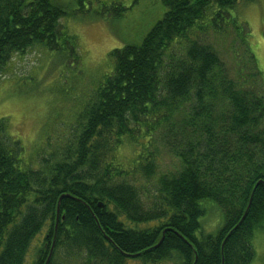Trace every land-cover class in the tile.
<instances>
[{
  "label": "trees",
  "instance_id": "trees-1",
  "mask_svg": "<svg viewBox=\"0 0 264 264\" xmlns=\"http://www.w3.org/2000/svg\"><path fill=\"white\" fill-rule=\"evenodd\" d=\"M237 1L151 0L161 17L110 51L72 135L38 161L0 118V264H252L264 228V81L247 26L230 14ZM141 3L0 0V72L35 46L75 62L62 20L119 24ZM230 29L243 55L232 72L198 36ZM157 136L180 168L148 191ZM210 207L222 214L213 233L201 222Z\"/></svg>",
  "mask_w": 264,
  "mask_h": 264
},
{
  "label": "rangeland",
  "instance_id": "rangeland-1",
  "mask_svg": "<svg viewBox=\"0 0 264 264\" xmlns=\"http://www.w3.org/2000/svg\"><path fill=\"white\" fill-rule=\"evenodd\" d=\"M156 11L151 0H142L119 24L76 18L62 20L61 27L75 36L77 61L71 60L72 66L68 61L63 66L60 54L41 46L12 56L0 72V118L6 119L8 134L21 142L25 157L33 156L38 161L72 135L74 117L96 82L112 69L110 51L126 41L138 42L161 17ZM230 14L247 26L250 51L264 81V0H238ZM229 32L228 39L212 30L198 36L201 42L214 47L232 72L243 55L234 32L231 29ZM153 141L159 150V160L154 176L145 181L148 191L155 189L160 175L180 168L178 158L166 149L161 138L154 137ZM122 157L129 158L130 151L124 149ZM207 203L211 202L201 204ZM214 207L207 208L201 219L202 224L205 222L203 228L212 233L222 221V214ZM252 246L255 253L252 264H264V228L257 231Z\"/></svg>",
  "mask_w": 264,
  "mask_h": 264
},
{
  "label": "water",
  "instance_id": "water-1",
  "mask_svg": "<svg viewBox=\"0 0 264 264\" xmlns=\"http://www.w3.org/2000/svg\"><path fill=\"white\" fill-rule=\"evenodd\" d=\"M259 183H261V181L257 182L256 186H257ZM66 197H70V196H69L68 194H63L62 196H60V198H59V200H58L57 210H56V222H57V220H58V215H59V203H60V200H61L62 198H66ZM99 206H100V207L102 206L101 203H99ZM243 218H244V216H243ZM243 218L240 220L239 224L241 223V221L243 220ZM52 245H53V244H52ZM47 261H48V260H47Z\"/></svg>",
  "mask_w": 264,
  "mask_h": 264
}]
</instances>
